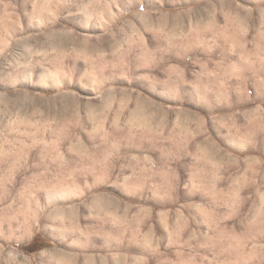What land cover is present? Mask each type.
I'll return each mask as SVG.
<instances>
[{
    "label": "clouds",
    "instance_id": "1",
    "mask_svg": "<svg viewBox=\"0 0 264 264\" xmlns=\"http://www.w3.org/2000/svg\"><path fill=\"white\" fill-rule=\"evenodd\" d=\"M147 203L183 220L142 264H264V0H0V264L136 243Z\"/></svg>",
    "mask_w": 264,
    "mask_h": 264
},
{
    "label": "rangeland",
    "instance_id": "2",
    "mask_svg": "<svg viewBox=\"0 0 264 264\" xmlns=\"http://www.w3.org/2000/svg\"><path fill=\"white\" fill-rule=\"evenodd\" d=\"M201 115H204V113H201ZM205 151H207V149ZM100 206H104L102 202ZM121 211L122 210H118L112 217L113 221L117 224L121 221ZM182 211L183 210L178 207L173 209L171 206L157 207L151 203L140 204L133 213L137 223L140 225V235L137 242L128 243L127 239H125L123 244L106 243L108 237L101 234V236H97L93 239L92 246L86 252L85 264H142L146 248L154 243L153 231H150L149 227L145 226L148 217L154 212H159L163 214L164 219H168L171 217L172 213L175 212L177 222L181 223L183 217L180 215V212ZM81 223H83V221H81ZM153 225L155 234L161 235L160 226L154 219ZM64 264H72L71 258L66 259Z\"/></svg>",
    "mask_w": 264,
    "mask_h": 264
}]
</instances>
